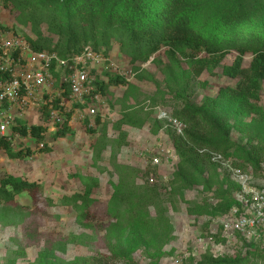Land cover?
<instances>
[{"label":"rangeland","instance_id":"rangeland-1","mask_svg":"<svg viewBox=\"0 0 264 264\" xmlns=\"http://www.w3.org/2000/svg\"><path fill=\"white\" fill-rule=\"evenodd\" d=\"M23 20L0 2V31L26 41L27 37L35 39ZM43 30L46 35V28ZM239 56L237 51L225 53L219 65L213 67L211 62L196 78L188 60L179 58L172 63L164 48L149 61L132 64L114 45L106 63L95 70V77L107 84V74L118 75L129 87L109 86L101 94L98 105L104 118L99 124L70 129L64 138L46 131L42 141L11 131L7 139L13 150L30 151L31 155L14 160L0 150V178L11 175L38 182L42 197L34 204L22 193L16 197L20 207L0 204V264H86L91 258L105 264H150L157 257L160 264H197L209 256L264 264V225L240 231L225 227L244 214L251 215L240 204L241 186L231 168L253 173L256 181L264 172V84L259 100L252 101L234 94L239 80L223 74V68L233 65ZM198 59L211 57L203 53ZM251 61V55L244 56L243 67H249ZM186 88L191 102L199 106L210 102L225 115L232 141L260 159L257 170L246 163L242 151L232 149L224 158L230 167L213 161L219 165L220 181L227 178L240 187L234 196L241 205L216 217L197 215L194 210L217 206V184L210 191L202 185L185 190L176 179L179 158L172 135L183 137L187 125L179 134L168 122L160 123L154 113L160 107L172 115L184 102L177 91ZM124 114L137 117L143 125L121 124ZM44 149L47 151L42 152ZM155 156L161 166L153 165ZM204 174L210 176L209 171ZM151 175L154 184L149 181ZM88 189L95 201L93 219L83 221L68 200ZM115 199L126 206L108 214L107 206Z\"/></svg>","mask_w":264,"mask_h":264},{"label":"trees","instance_id":"trees-1","mask_svg":"<svg viewBox=\"0 0 264 264\" xmlns=\"http://www.w3.org/2000/svg\"><path fill=\"white\" fill-rule=\"evenodd\" d=\"M5 8H10L23 18L25 27H30L35 39L27 37L33 51L57 53L68 58L85 51L91 46L95 52H103L108 57L114 45L132 64L144 63L156 56L163 48L172 63L179 58L190 62L192 72L199 78L212 62L213 67L225 53L237 51L240 56L233 65L223 68L224 76L238 79L233 92L249 100L258 101L264 84V0H0ZM46 28V35L43 28ZM7 29V28H6ZM211 59L196 58L201 54ZM251 55L249 67H243V57ZM214 58V59H213ZM196 60V61H195ZM92 74H96L92 70ZM108 76V83L97 80L100 94L109 86H127L118 75ZM188 88L177 93L184 97L183 105L173 110V116L187 125L183 137L172 135L173 146L179 158L177 181L188 190L194 185H202L212 190L217 184L216 207L197 206V215L209 214L216 217L240 208L234 192L240 187L229 179L219 180V165L212 161L209 153L229 157L233 149L242 151L247 164L259 169L260 159L253 151L241 149L231 139L228 118L215 111L210 102L199 106L188 98ZM186 95V96H185ZM100 118L95 122L99 124ZM88 124V122H87ZM121 124L141 127L143 121L124 114ZM22 136H33L42 141V127L26 126L14 128ZM70 132L62 129L56 138H64ZM124 138V137H123ZM122 142L125 139H122ZM0 150L11 159L25 160L31 155L23 150L14 151L9 139H0ZM47 149L42 150L46 152ZM209 152V153H208ZM210 176L205 177L204 172ZM155 193V191H152ZM27 193L37 203L42 197V186L38 182L14 176L0 178V204L20 207L16 197ZM69 203L79 212L81 220L93 219L91 191L76 194ZM113 205V206H112ZM125 203L114 200L108 204V214L121 212ZM130 249V247H129ZM132 251H129V256ZM244 258L203 257L197 264H242ZM86 264H105L103 260L91 258ZM150 264H160L156 261Z\"/></svg>","mask_w":264,"mask_h":264},{"label":"built area","instance_id":"built-area-1","mask_svg":"<svg viewBox=\"0 0 264 264\" xmlns=\"http://www.w3.org/2000/svg\"><path fill=\"white\" fill-rule=\"evenodd\" d=\"M105 63L103 54L95 52L91 46L80 54L63 58L57 53L33 51L25 39L0 31V139L7 138L11 131L16 136L21 135L14 132V128L26 126L29 129L27 122L55 134L87 122L94 126L97 118H104V113L99 109L102 95L92 70ZM154 113L160 123L168 122L177 133L186 129L184 123L165 109L156 107ZM209 154L212 161L230 167L221 155ZM160 164V158L155 156L153 165ZM231 171L241 186L240 204L251 215L244 214L235 223H226V230L263 226L264 172L263 178L256 181L253 173L246 175L232 168ZM149 181L155 183L153 175Z\"/></svg>","mask_w":264,"mask_h":264}]
</instances>
